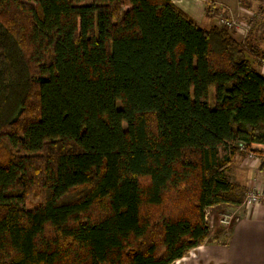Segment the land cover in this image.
<instances>
[{
  "label": "trees",
  "instance_id": "16d2710c",
  "mask_svg": "<svg viewBox=\"0 0 264 264\" xmlns=\"http://www.w3.org/2000/svg\"><path fill=\"white\" fill-rule=\"evenodd\" d=\"M205 1L209 27L171 0H0V264H173L242 204L264 0L242 39Z\"/></svg>",
  "mask_w": 264,
  "mask_h": 264
},
{
  "label": "crops",
  "instance_id": "0c3cea01",
  "mask_svg": "<svg viewBox=\"0 0 264 264\" xmlns=\"http://www.w3.org/2000/svg\"><path fill=\"white\" fill-rule=\"evenodd\" d=\"M171 1L200 25L205 22H210V25L215 23L205 16V0ZM240 1H235L237 5L235 3L233 7L223 1L212 0V3L227 10L229 16H244L250 11L241 6ZM260 70L264 75V63ZM254 148L264 150V145H254ZM228 176L231 182L245 186L246 190L252 187L264 188V169L261 167V161H249L247 155L237 153L232 156ZM227 206L234 208L231 205L219 207ZM173 264H264V204L252 205L244 209L240 218L228 231L223 228L212 230L207 242Z\"/></svg>",
  "mask_w": 264,
  "mask_h": 264
},
{
  "label": "built area",
  "instance_id": "2783aa9c",
  "mask_svg": "<svg viewBox=\"0 0 264 264\" xmlns=\"http://www.w3.org/2000/svg\"><path fill=\"white\" fill-rule=\"evenodd\" d=\"M219 23L220 25L234 30L237 34H241L247 36L249 30H250V23L246 20V19H236V18H231L230 16L225 17L222 16L219 19ZM254 147V146H253ZM239 148L241 151H247V155L249 157H254L256 156L255 153L253 151H248L247 147L245 144L240 143L239 144ZM260 159V158H258ZM262 160H264V156L261 158ZM258 204H264V188H254L252 191H250L247 196L244 198L242 204L238 205V206H234L233 212L228 214L225 213L227 215L224 216L223 219H221L222 223L226 224V225H221L222 228H224L226 231H228L230 229V227L232 226V224L234 222H236L241 214L242 211L244 209L249 208L252 205H258ZM209 213L210 211L207 212V218L209 219Z\"/></svg>",
  "mask_w": 264,
  "mask_h": 264
},
{
  "label": "rangeland",
  "instance_id": "374dc122",
  "mask_svg": "<svg viewBox=\"0 0 264 264\" xmlns=\"http://www.w3.org/2000/svg\"><path fill=\"white\" fill-rule=\"evenodd\" d=\"M217 1H223V2H227V3H229V5L228 6H230V7H233V5L235 4V5H237V2H235V1H237V0H217ZM245 2L247 3V4H249L250 2H252L253 3V6H254V10L255 11H250L249 13H243L244 14V16L243 15H237V16H234V15H230V17L231 18H236V19H247V18H249V17H251V16H255L254 14H255V12H257L256 11V8H258V2L256 1V0H245ZM245 3V4H246ZM256 16H257V14H256ZM204 22V21H203ZM211 22H214V21H211ZM209 23V24H208ZM218 24H220L219 23V21L217 22ZM203 25L202 26H204L205 25V27H209V26H211L210 24V22H205V23H202ZM236 37L238 38V39H242L243 37H244V35H241V34H236ZM210 99H211V103H213L214 102V97H215V90H214V88H211L210 89ZM255 155L256 156H254V157H249L248 155H247V157H248V160L250 161V160H254V161H257V160H259V161H261L262 159L260 158V156H259V154L258 153H255ZM258 158H260V159H258ZM255 187H252V188H249L248 190H247V192H246V194H245V197L247 196V194L250 192V191H252L253 189H254ZM258 189H260V188H258ZM244 197V198H245ZM233 207H230V206H227V207H223V208H221V207H217V208H214V209H209V211H210V213H209V224H210V226H211V230H210V232L212 231V230H216L217 228H222L221 227V225H226V224H224V223H222V221H221V219H223L224 218V216L225 215H227V214H225V213H228V214H230V213H232L233 212Z\"/></svg>",
  "mask_w": 264,
  "mask_h": 264
}]
</instances>
